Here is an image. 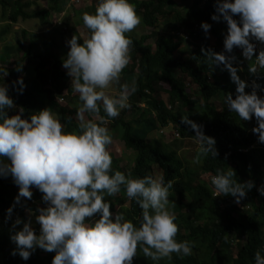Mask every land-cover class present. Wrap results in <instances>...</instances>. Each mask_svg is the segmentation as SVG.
Segmentation results:
<instances>
[{
  "label": "trees",
  "instance_id": "obj_1",
  "mask_svg": "<svg viewBox=\"0 0 264 264\" xmlns=\"http://www.w3.org/2000/svg\"><path fill=\"white\" fill-rule=\"evenodd\" d=\"M67 0H47V8L30 12L34 2L25 0H0L2 10L8 7V19L15 24L20 20H38L49 25L51 14L64 12ZM96 4L97 0H93ZM186 2L180 8L179 2ZM188 1V2H187ZM218 0H131L140 16V24L151 30L139 37L126 34L131 40L129 62L121 71L124 85L134 86L127 97L128 107L121 109L117 117L105 125L112 140L119 138L124 149L108 145L112 156L111 168L121 171L132 178L155 174L159 169L165 182L172 181L169 190V211L175 214L178 225L177 241L187 240L193 245L191 255L179 257L173 253L171 259L163 258L158 262L144 257L139 246L133 264H254V253L264 248V196L258 191L264 186V143L258 141V134L252 132L257 126L255 118L242 120L235 112H230L223 99L227 94L236 95V85L223 63L209 62L205 53L211 50L234 57L230 61L237 69L241 80H246L244 91H255L264 96V68L249 72L254 66L255 56L260 51L254 48L252 59L242 56V49L233 47L226 52L223 46L227 32L226 22L212 20L218 15ZM95 9L90 8L88 13ZM76 10L73 11L74 16ZM73 16V17H74ZM71 16L64 17L59 25V34L39 36L29 34L28 44H24L26 31H22L23 41L17 39L12 68H6L7 75L0 83L7 87V95L13 100L14 108L8 115L17 114L19 108L24 112L21 118L43 109L51 108L54 114L69 131L78 130L77 110L81 105L79 94L70 84V77L62 67L65 49L66 30L70 28ZM239 20V16H233ZM166 23L168 32L162 34L160 25ZM201 22L210 25L207 33ZM83 24V21H79ZM84 25V24H83ZM8 26L0 31V39ZM173 30V31H172ZM178 33H187L194 44L191 52L184 47L183 38ZM74 34H72L73 36ZM253 43V40H250ZM42 46L41 52L37 45ZM61 47L64 48L60 52ZM204 49V52L201 51ZM4 66H0L3 68ZM20 67V71L17 68ZM30 71L31 76L25 78ZM3 72H0L2 78ZM23 82L16 83L18 78ZM161 84L163 98L158 97L155 84ZM133 111V114L127 113ZM154 113V122L162 129L172 125L179 133L182 145L189 151L181 159L175 150L170 149L160 139H142L135 133L137 126L150 122L148 117ZM101 115H104L101 110ZM202 125L205 135L215 139L217 156L210 154L194 162L197 150L195 131L181 122L182 117ZM85 118H93L85 114ZM178 142V140H176ZM260 144V145H258ZM252 145H254L253 148ZM262 145V146H261ZM120 153V154H118ZM234 171L239 183L251 181L253 187L247 190L239 203L231 195H212L207 184L208 178L217 170ZM204 173L202 176L199 173ZM32 197L15 198L18 186L11 174L0 176V264H51L55 252L35 248L27 260L18 254L12 255L16 245L10 235L18 231L25 221H35L31 226L39 234V224L35 220L38 210L45 207L42 193L32 186ZM110 204L113 217L122 212L134 224L139 223L141 209L134 200L129 199L124 187L120 192L105 196ZM11 207L12 211L7 210ZM21 219V225L13 227L14 221ZM264 254V253H262Z\"/></svg>",
  "mask_w": 264,
  "mask_h": 264
},
{
  "label": "clouds",
  "instance_id": "obj_2",
  "mask_svg": "<svg viewBox=\"0 0 264 264\" xmlns=\"http://www.w3.org/2000/svg\"><path fill=\"white\" fill-rule=\"evenodd\" d=\"M66 3L62 16L73 17L75 8L70 0ZM216 12L219 16L214 14L211 19L222 17L227 25L224 50L230 53L234 46L238 47L242 49V56L251 60L254 48L262 45L254 66L248 70L255 72L257 68H264V0H218ZM235 15L239 16L238 21L233 19ZM140 20L131 0H97L95 11L82 15L87 29L82 43L77 42L78 37L81 39L79 35L67 41L69 50L62 67L67 70L82 102L77 110L78 130H67L51 108H43L23 119L21 107L17 114L9 116L8 111L15 106L7 95L6 85L0 83V176L11 174L18 186L16 200L30 199V188L34 186L45 202V207L35 216L39 234L34 233L30 221L23 222L22 227L10 235L16 245L10 254L27 260L39 247L55 252L51 264H133L138 246L144 257L154 262L171 259L173 253L179 257L191 255L193 245L187 240L177 241L176 217L168 209L172 181L165 182L162 173L132 178L111 168L108 145L112 137L105 125L128 107V94L135 89L124 85L119 95H110L106 89L119 81L121 71L129 62L132 40L126 33ZM201 28L207 33L210 25L201 22ZM179 37L183 38L184 45L192 42L187 33ZM205 55L210 63H223L236 85L235 98L225 95L224 105L242 120L255 118L257 126L252 132L264 143V96L244 91L246 84L230 63L234 57L211 50ZM0 72H3L2 81L7 75L5 67L0 68ZM16 83L21 85L22 91V80L18 78ZM86 113L94 119H86ZM181 122L195 131L194 162L209 154L215 158L218 154L215 139L203 133L202 125L187 116L182 117ZM169 127L172 125L165 129ZM172 134L179 138L176 129L173 128ZM234 176L229 167L227 171L218 169L216 174L212 173L207 181L212 195H231L239 203L253 183H239ZM121 186L126 196L141 209L138 225L126 219L122 212L113 217L109 211L105 196L120 192ZM258 191L264 196V186ZM7 211L10 213L11 207ZM21 223L17 218L13 227ZM262 253L264 248L254 253V264H264Z\"/></svg>",
  "mask_w": 264,
  "mask_h": 264
},
{
  "label": "rangeland",
  "instance_id": "obj_3",
  "mask_svg": "<svg viewBox=\"0 0 264 264\" xmlns=\"http://www.w3.org/2000/svg\"><path fill=\"white\" fill-rule=\"evenodd\" d=\"M25 1H29V2H34L31 7H30V12H35V11H40V10H44L47 8V0H25ZM71 1V0H70ZM188 2V1H187ZM179 6L180 8H182V6L186 5V2L180 1L179 2ZM69 3L67 2L66 5H68ZM95 2L93 0H80V2L77 3V7H74L76 12V15L74 17L70 18V28L67 27L66 32V42L64 43L65 45V49L69 50V45L67 44V41L69 39H71L72 34L74 35H79L81 36V39L78 37L77 42L78 43H82L83 37L87 34V29L85 28V26L81 23H79V21L82 20V15L85 12H89L90 8L93 7L95 9ZM7 9L2 10V6L0 4V31H2L3 29L5 30V27H7L5 34L2 36V38L0 39V66H4L6 68H12L14 65L12 64V61L14 60L15 57V47H16V42L17 39H19L20 41H23L24 38H22V31H26L27 35L25 37V40L23 41L25 45L28 44V39L29 34L31 33H36L39 36H46V35H50V34H59L60 29L58 28H54V25L56 23V25H59L62 21V19L64 17H67V15L62 16L61 14H51L49 17V25H42L40 21L38 20H31V21H23L20 20L18 23L15 24H11L9 19H8V7H6ZM166 23H164V25H160V32L162 34H166L168 32L167 28H166ZM151 30L149 29H145L140 23L129 33L130 36H134V37H139L143 34H148L150 33ZM173 31V30H172ZM23 39V40H22ZM193 42L190 43H186L184 45V47L188 50V52H191L193 49ZM42 50V46L39 44L37 45V51L41 52ZM64 50L63 47H61L60 52H62ZM66 70V69H65ZM67 71V70H66ZM31 76L30 71H28V74L25 75V78ZM20 79H23L22 77ZM244 81V80H243ZM247 87V83L246 80L244 81ZM123 83V80L121 78H119L118 82H115L113 84H111L109 86L108 89H106V91L110 94V95H119V93L121 92V85ZM70 84H71V78H70ZM72 85V84H71ZM155 88L158 92V97L163 98V94L161 91V84L160 83H156L155 84ZM133 114V111L127 113V115H131ZM57 116V118L59 117V114L56 113L55 114ZM94 119V117L92 118ZM150 122H145L144 124L140 125L139 122H135V125L138 127L136 130V135L142 139L146 138L147 135L149 134V138H156V139H160L164 144H168L170 149L175 150L177 155L181 158V159H185L186 157V153L189 151L188 148H186L187 146L182 145L181 141L179 140V138L174 137V135L172 134L173 132V128L169 127L167 129H165L164 131L161 130L159 128V125H157L154 122V115L150 114L148 117ZM176 140H178V142H176ZM113 145H115V147L118 150H121V152L124 149V145L123 142L119 139V138H115L114 140H112ZM120 154V153H118ZM160 173L159 169L155 170V174ZM169 209V208H168ZM32 225L35 224V221L31 222Z\"/></svg>",
  "mask_w": 264,
  "mask_h": 264
},
{
  "label": "built area",
  "instance_id": "obj_4",
  "mask_svg": "<svg viewBox=\"0 0 264 264\" xmlns=\"http://www.w3.org/2000/svg\"><path fill=\"white\" fill-rule=\"evenodd\" d=\"M78 2H80V0H71L73 7H77Z\"/></svg>",
  "mask_w": 264,
  "mask_h": 264
}]
</instances>
